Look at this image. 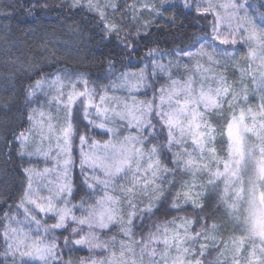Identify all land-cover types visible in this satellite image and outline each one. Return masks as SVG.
Segmentation results:
<instances>
[{
    "label": "clouds",
    "instance_id": "obj_1",
    "mask_svg": "<svg viewBox=\"0 0 264 264\" xmlns=\"http://www.w3.org/2000/svg\"><path fill=\"white\" fill-rule=\"evenodd\" d=\"M0 264H264V0H0Z\"/></svg>",
    "mask_w": 264,
    "mask_h": 264
}]
</instances>
